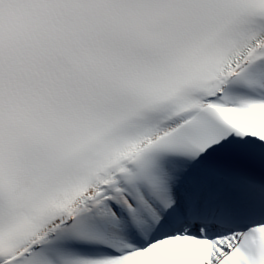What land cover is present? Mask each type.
<instances>
[{
  "label": "snow or ice",
  "instance_id": "1",
  "mask_svg": "<svg viewBox=\"0 0 264 264\" xmlns=\"http://www.w3.org/2000/svg\"><path fill=\"white\" fill-rule=\"evenodd\" d=\"M0 264H264V0H0Z\"/></svg>",
  "mask_w": 264,
  "mask_h": 264
}]
</instances>
